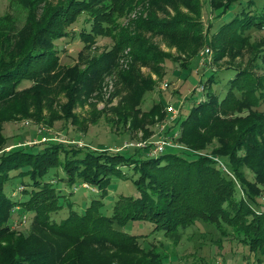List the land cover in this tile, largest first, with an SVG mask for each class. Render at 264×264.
<instances>
[{
	"label": "rangeland",
	"instance_id": "obj_1",
	"mask_svg": "<svg viewBox=\"0 0 264 264\" xmlns=\"http://www.w3.org/2000/svg\"><path fill=\"white\" fill-rule=\"evenodd\" d=\"M66 1L0 0V75H3L0 80L16 78L18 82H7L0 88V96L6 93V98L0 99V154L13 147L30 149L34 144L57 143L67 148L87 145L89 150H118L131 155L134 148L144 149L159 138L167 137L176 145L169 149H189L175 141L179 136L175 123L180 115L184 118L187 114L191 96L197 102L201 99L200 79L208 69L231 67L264 75V62L259 58L264 53L261 23L250 25L246 18L244 27L247 28L240 36L231 30L220 32L217 29L236 8L221 17L218 13L234 0H133L127 15L114 17L111 31L107 28V33L102 31L89 38L78 35L82 28L89 29V24L85 23L89 14L85 13L61 25V32L72 33L74 38L67 36L47 46L50 55L43 58L42 64L35 63L28 71L18 68L17 63L33 33L29 17L42 26L52 8ZM253 1L254 7L247 9H254V16L264 15V0ZM150 19L167 23L166 27L173 32L165 35L146 29ZM133 37L138 40L135 45L126 43ZM140 43L149 46L154 56L144 53ZM51 57H56V62L43 69ZM5 71L10 74L5 75ZM169 107L176 111L173 120L166 112ZM236 114L232 113L231 117H239ZM241 122L243 120L230 124L227 137L231 138L238 131ZM217 125L222 128L227 124L218 122ZM228 139L222 143H230ZM204 142L199 148L195 146L199 153L208 155L214 149L220 150L217 140L206 145ZM249 142L247 136L245 146ZM246 149L242 153L246 154L243 174L252 181L251 187L259 191L264 202V177L259 181L255 178V171H261L258 161L262 154L258 151L250 154ZM141 153L147 152L142 150ZM218 155L213 156L219 160V167L236 184V178L222 165L225 162ZM77 157L86 159L82 153ZM74 159L70 161L71 167L79 164ZM68 174L60 169L56 179L66 180ZM128 175L125 180L113 178L102 197L94 188L80 183L83 188L78 187L71 195L74 208L81 212L91 200L101 199V212L109 216L119 196H137L131 181L133 175L130 172ZM56 182L66 194L73 190L62 181ZM237 184L240 189V183ZM67 215L68 209L64 207L51 214V219L58 223ZM28 216L23 223L11 219L7 222L11 230L0 233V264H33L43 257L33 253L34 257L27 259L28 253L45 245L47 238H62L40 225H33L31 214ZM114 226L123 234L138 236L136 243L128 245L110 238L82 242L63 237L67 251L61 264H134L143 259L141 253L149 251L160 257L161 264H264V256L251 254L227 226L220 232L198 221L187 229L179 243H173L162 231H152V226L146 222ZM218 240L221 244H212ZM145 259H150L149 255Z\"/></svg>",
	"mask_w": 264,
	"mask_h": 264
},
{
	"label": "trees",
	"instance_id": "obj_2",
	"mask_svg": "<svg viewBox=\"0 0 264 264\" xmlns=\"http://www.w3.org/2000/svg\"><path fill=\"white\" fill-rule=\"evenodd\" d=\"M250 1L253 3L250 4ZM132 2L67 0L52 8L42 26H38V22L30 16L28 24L33 33L17 67H24L23 70L28 71V67L35 63L42 64L43 58L50 55L47 46L51 43L55 45L57 39L67 36L74 38L72 33L61 32V25L88 13L89 19L85 23L89 24V29L82 28L78 35L89 38L102 31L107 33V28L111 31L114 17L127 15ZM254 5L253 0H234L222 13H218V17H221L236 8L226 21L219 23L217 29L220 32L231 30L234 35L240 36L241 31L247 28L244 27L246 18L250 25L261 23L260 26H264V15L254 16V9H251L252 13L247 9ZM148 15L151 17L150 13ZM162 23L150 19L146 29L159 34H171L173 30L166 27L167 23ZM133 38H128L126 43L135 45L138 40ZM140 44L144 53L154 56L149 46ZM259 58L264 62V53ZM56 60V57H51L43 69L51 67ZM4 73L10 74L8 71ZM200 81L203 87L201 99L197 102L191 96L187 114L184 118L180 115L175 123L179 130L175 141L184 143L189 149L168 148L162 153L152 154L153 144H149L144 149L134 148L133 153L127 155L118 150H89L87 145L67 148L57 143H41L30 146V149L19 146L9 151L3 150L0 154V226L3 229L0 233L11 230L10 225H7L11 219L16 218L20 223L23 215L29 219L28 214H31L33 225L42 226L54 236L81 239L82 242L110 238L131 245L136 243L138 236L123 234L114 225L124 227L129 222H146L152 226V231H162L173 243H179L187 229L199 221L220 232L224 226L229 227L251 254L264 256V202L259 191L251 187L252 181L244 176L242 167L246 157L242 153L247 147L250 154L254 151L262 154L258 166L264 171V75L228 67L216 71L208 69ZM7 82L18 83L16 78L0 80V88H4ZM215 87L221 88L214 91ZM221 91L223 95H220ZM5 94L0 99L6 98ZM232 113H237L239 117H231ZM229 116V119H221ZM239 120H243L242 126L231 138L227 137L231 130L230 124ZM218 122L227 125L221 128ZM247 136L250 142L245 146ZM204 137L208 138L204 140ZM214 139L221 146L220 150L214 149L208 155L196 151L202 141L206 145V142ZM227 139L230 143L223 144L222 140ZM35 146L39 147L32 150ZM142 150L147 153L143 155ZM81 153L86 159H78ZM218 154L225 162L222 165L236 178V184L219 167V160L213 156ZM72 158L79 161L75 167H71ZM60 169L69 173L66 180L56 179ZM261 171H255L256 181L264 177ZM129 172L133 175L131 181L137 196H119L109 216L101 212V199L91 200L81 212L74 208L71 195L81 187L80 183L94 188L102 197L113 178L128 179ZM48 176L52 177L47 179ZM56 181L64 182L66 187L73 190L64 193ZM238 182L240 189H237ZM19 187L22 189L17 192ZM64 207L68 209V215L60 222H54L51 214ZM62 238H47L45 245L26 255L27 259L36 253L43 258L33 264H61L67 251ZM212 244L219 245L221 242L218 240ZM141 254L143 259L134 264H161L160 257L153 251ZM146 255L150 259L146 260ZM39 260L42 263H38Z\"/></svg>",
	"mask_w": 264,
	"mask_h": 264
},
{
	"label": "built area",
	"instance_id": "obj_3",
	"mask_svg": "<svg viewBox=\"0 0 264 264\" xmlns=\"http://www.w3.org/2000/svg\"><path fill=\"white\" fill-rule=\"evenodd\" d=\"M167 111L170 114V119L173 120L175 118V116H176V111L172 107H169L167 109ZM130 146H132V145H130ZM173 146H176V145L174 144L172 139H170L168 137L167 138H159L157 141H155V143H153L152 152H153V154L162 153V152H164L166 150V148L173 147ZM21 189H22V187L19 188V190H21ZM21 221H22V223L26 221V216L25 215H23L21 217Z\"/></svg>",
	"mask_w": 264,
	"mask_h": 264
}]
</instances>
